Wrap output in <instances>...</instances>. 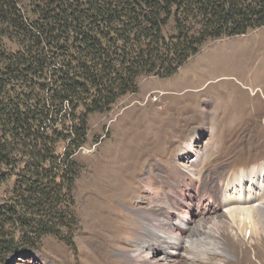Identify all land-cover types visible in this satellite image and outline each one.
I'll use <instances>...</instances> for the list:
<instances>
[{"label":"rangeland","instance_id":"374dc122","mask_svg":"<svg viewBox=\"0 0 264 264\" xmlns=\"http://www.w3.org/2000/svg\"><path fill=\"white\" fill-rule=\"evenodd\" d=\"M164 32H174L172 19ZM2 43L8 51L19 47L6 37ZM136 81L135 92L87 116L86 140L66 175V235L46 234L2 256V264H264V234L232 236L224 241L227 256L194 261L157 233H178L167 224L176 223L175 215L157 209L177 184L185 195L191 184H212L213 177L218 184L264 164V26L208 39L174 74H141ZM187 201L178 209L184 221L192 216Z\"/></svg>","mask_w":264,"mask_h":264},{"label":"trees","instance_id":"16d2710c","mask_svg":"<svg viewBox=\"0 0 264 264\" xmlns=\"http://www.w3.org/2000/svg\"><path fill=\"white\" fill-rule=\"evenodd\" d=\"M263 26L264 0H0V264L69 230L66 175L89 113L141 74H174L208 39Z\"/></svg>","mask_w":264,"mask_h":264},{"label":"bare ground","instance_id":"6f19581e","mask_svg":"<svg viewBox=\"0 0 264 264\" xmlns=\"http://www.w3.org/2000/svg\"><path fill=\"white\" fill-rule=\"evenodd\" d=\"M261 92L264 97V89H262ZM253 93V96L255 98L260 99L261 96L259 97L258 92ZM223 103L220 105H223ZM229 106L231 107V105ZM256 107H261L259 101H257ZM251 115L253 116V114ZM220 126L221 125H219V127ZM190 143L186 146L191 150L193 149V147ZM237 149L239 148L237 147ZM210 163L212 164V162ZM221 164L217 163L216 165L221 167ZM210 182L212 184H191L193 187H187L188 193H186L185 195L183 194L185 186L177 184L176 186L180 187L168 194L169 198L164 202L163 205L159 203L157 206V209L163 211V213H165L166 215L171 216L173 214L177 218L176 223L170 224L167 220V218L170 219V217L165 216V218L167 217L166 220L168 221V228L172 227L175 224L179 228L178 233H173V231L163 232L162 229H157V233L162 232V235L163 233L165 234L167 238H165L166 240H168L169 242L172 241V243L174 244H179L181 248H184L186 252L187 256L185 255V257H188L194 261L197 259H211L213 257H218L219 259L216 258V261H219L221 256H227L229 253L227 252V247L225 246L224 241H229L232 236L241 237L242 239H249L251 237L261 238L264 234V164H260L256 169L254 167L247 170L245 169V171H241L240 173L233 175V177L230 179L227 178L224 181L221 180L218 184L216 183V181H214V177ZM186 199L190 200L187 201L189 202L187 207H190L192 216L184 221L182 215L178 214V209L184 207V201ZM190 223H194V225L189 226ZM246 251L248 250L245 248V250L242 251V254H246ZM160 252L164 253V250L159 251V253ZM179 256H181V253ZM244 262L245 260H241L238 264H243Z\"/></svg>","mask_w":264,"mask_h":264}]
</instances>
